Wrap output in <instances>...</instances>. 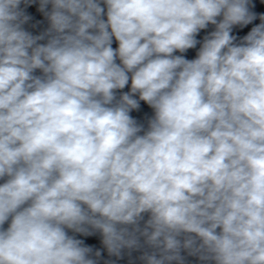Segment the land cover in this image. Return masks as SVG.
I'll list each match as a JSON object with an SVG mask.
<instances>
[{
	"label": "clouds",
	"instance_id": "obj_1",
	"mask_svg": "<svg viewBox=\"0 0 264 264\" xmlns=\"http://www.w3.org/2000/svg\"><path fill=\"white\" fill-rule=\"evenodd\" d=\"M35 3L0 0V264H264V14L38 0L33 35Z\"/></svg>",
	"mask_w": 264,
	"mask_h": 264
}]
</instances>
